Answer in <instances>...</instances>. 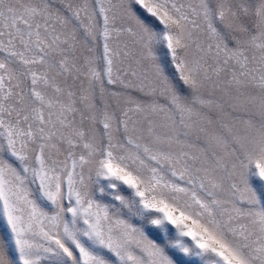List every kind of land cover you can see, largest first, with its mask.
<instances>
[{
	"label": "snow or ice",
	"instance_id": "1",
	"mask_svg": "<svg viewBox=\"0 0 264 264\" xmlns=\"http://www.w3.org/2000/svg\"><path fill=\"white\" fill-rule=\"evenodd\" d=\"M0 264H264V0H0Z\"/></svg>",
	"mask_w": 264,
	"mask_h": 264
}]
</instances>
